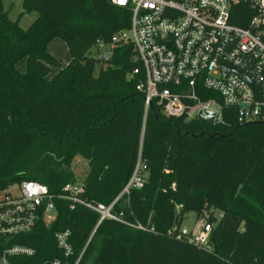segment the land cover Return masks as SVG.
<instances>
[{
	"label": "trees",
	"instance_id": "16d2710c",
	"mask_svg": "<svg viewBox=\"0 0 264 264\" xmlns=\"http://www.w3.org/2000/svg\"><path fill=\"white\" fill-rule=\"evenodd\" d=\"M22 1L25 13H38L27 29L0 0V191L35 181L59 194L81 181L87 200L109 205L141 154L144 186L115 210L145 230L99 223V214L56 199L53 223L41 218L32 232L0 242V252L26 246L36 254L12 264H51L62 258L56 234L70 230L72 263L264 264V125H241L228 109L214 126L168 118L154 101L145 120V95L137 89L145 78L134 75V49H117L98 75L90 53L98 40L130 28L129 10L108 0ZM250 18L245 2L232 22L247 27ZM56 39L68 47V65L49 51ZM23 60L25 73L17 69ZM77 159L87 162L78 174ZM189 213L210 215V250L181 231Z\"/></svg>",
	"mask_w": 264,
	"mask_h": 264
},
{
	"label": "built area",
	"instance_id": "2783aa9c",
	"mask_svg": "<svg viewBox=\"0 0 264 264\" xmlns=\"http://www.w3.org/2000/svg\"><path fill=\"white\" fill-rule=\"evenodd\" d=\"M108 1L131 12L130 28L109 41L98 40L94 48L100 62L110 60L119 48L134 49L140 63L134 75L145 78L137 86L145 95V120L154 101L168 118L199 120L202 112L210 111L219 115V124L228 109L235 110L241 125H264V0ZM245 2H249L251 18L247 27H241L232 21L235 9ZM144 168L140 154L132 178L109 205L87 200L81 181L66 184L59 194L35 181L1 190L0 242L32 232L41 218L53 223L56 199L68 201L71 209L83 206L99 214V223L110 219L145 230L142 224L128 223L123 212L115 210L132 188H143ZM209 217L203 215L201 230L189 236L191 243L207 250L211 249ZM55 241L62 258L51 264H79L81 257L71 262L74 248L70 230L57 233ZM35 254L26 246H8L0 252V264Z\"/></svg>",
	"mask_w": 264,
	"mask_h": 264
},
{
	"label": "rangeland",
	"instance_id": "374dc122",
	"mask_svg": "<svg viewBox=\"0 0 264 264\" xmlns=\"http://www.w3.org/2000/svg\"><path fill=\"white\" fill-rule=\"evenodd\" d=\"M4 12L9 13V17L13 20L21 19V26L24 29H27L30 27V25L38 18V13H25L23 8V1L22 0H2ZM56 43H60L64 50H56L55 45ZM51 52L55 53L58 57L60 62L65 66L67 65L68 61L70 60L69 53H68V47L67 45L60 39H56L50 47ZM91 56L94 57L97 60L96 63V75L99 74L100 68H101V62L99 61V51L96 48H93L91 51ZM17 69L25 73L27 69V61L23 60L17 65ZM58 70H54L51 74V77L54 76L57 73ZM75 172L78 174V172H82L87 167V162L82 159H77L74 164ZM215 216L219 217L220 212H215ZM201 219L197 218V214L195 213H189L185 216V219L181 225V231L186 233H192L193 235L198 234V232L201 230Z\"/></svg>",
	"mask_w": 264,
	"mask_h": 264
},
{
	"label": "water",
	"instance_id": "95a60500",
	"mask_svg": "<svg viewBox=\"0 0 264 264\" xmlns=\"http://www.w3.org/2000/svg\"><path fill=\"white\" fill-rule=\"evenodd\" d=\"M199 121L201 124L208 125V126H214L218 124L219 121V115L215 112H202L199 115Z\"/></svg>",
	"mask_w": 264,
	"mask_h": 264
},
{
	"label": "crops",
	"instance_id": "0c3cea01",
	"mask_svg": "<svg viewBox=\"0 0 264 264\" xmlns=\"http://www.w3.org/2000/svg\"><path fill=\"white\" fill-rule=\"evenodd\" d=\"M19 20V23H20V25H21V19L19 18L18 19ZM32 25V24H31ZM55 41V40H54ZM54 41H52L51 43H50V45H49V51H50V53L54 56V57H56L58 60H59V57L55 54V53H53V52H51V50H50V47H51V44L54 42ZM55 49L56 50H64V48H63V46L60 44V43H56V45H55ZM68 53H69V50H68ZM69 57H70V54H69ZM60 61V60H59ZM69 62H70V60L68 61V63H67V65L69 64ZM62 64V63H61Z\"/></svg>",
	"mask_w": 264,
	"mask_h": 264
}]
</instances>
